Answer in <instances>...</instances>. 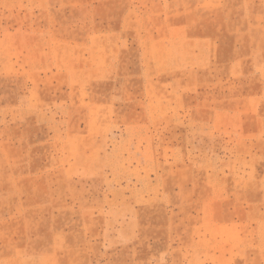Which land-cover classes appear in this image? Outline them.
<instances>
[{
  "label": "rangeland",
  "instance_id": "rangeland-1",
  "mask_svg": "<svg viewBox=\"0 0 264 264\" xmlns=\"http://www.w3.org/2000/svg\"><path fill=\"white\" fill-rule=\"evenodd\" d=\"M0 264H264V0H0Z\"/></svg>",
  "mask_w": 264,
  "mask_h": 264
},
{
  "label": "crops",
  "instance_id": "crops-1",
  "mask_svg": "<svg viewBox=\"0 0 264 264\" xmlns=\"http://www.w3.org/2000/svg\"><path fill=\"white\" fill-rule=\"evenodd\" d=\"M124 59H126V58L125 57L123 59L121 58V59H119V61L124 60ZM115 65H116V67H119L121 69V66L117 64V61H115ZM116 70H117V68H116ZM124 70H125L124 72H126L127 68H125ZM25 161H27V164L24 163ZM23 165L24 166H29V167L32 166V161L30 160L29 155H28V158H27V156H24L23 159H20V163H16L15 165H13V167H12V171L13 172H12V175H10V177H9L11 182L16 183L18 180H20V178H18V175H17V173L19 171L16 170V169L20 168ZM84 165L90 166L91 163L86 162ZM69 184H70V180H69V178L67 176H65V180L62 181V186H61V190L62 191H61V193L63 194V202H64V205L62 207L65 209L63 212H65L66 214H69L70 213L69 210L72 209V207H71L72 205L68 201H70V199H71V194H72L73 190L71 189ZM68 186H69V188H67ZM93 209H97L95 205H93ZM87 211H91V209L88 207V208H82V209L78 210V212H80L79 214L82 213V216H84V213L87 212ZM30 213H31V209L30 208H25L24 210L20 211V214H23V215H28ZM93 215L95 216V220H97V219L101 220V215L100 216L96 215V213L94 211H93ZM130 226H131L130 223H126V226H125L126 229L125 230L124 229L121 230V231L124 230V233H125L124 235L126 237L128 235V231H129ZM150 246L153 247L152 245H150Z\"/></svg>",
  "mask_w": 264,
  "mask_h": 264
}]
</instances>
